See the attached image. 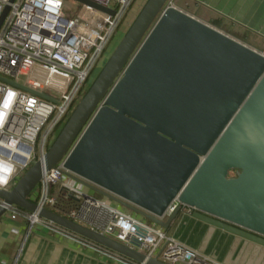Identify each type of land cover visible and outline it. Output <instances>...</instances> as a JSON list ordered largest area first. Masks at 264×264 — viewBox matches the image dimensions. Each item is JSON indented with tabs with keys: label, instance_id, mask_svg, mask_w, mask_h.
Listing matches in <instances>:
<instances>
[{
	"label": "water",
	"instance_id": "95a60500",
	"mask_svg": "<svg viewBox=\"0 0 264 264\" xmlns=\"http://www.w3.org/2000/svg\"><path fill=\"white\" fill-rule=\"evenodd\" d=\"M167 1H146L42 161L0 199L138 264H165L28 199L63 160L66 177L164 229L177 199L264 249V53Z\"/></svg>",
	"mask_w": 264,
	"mask_h": 264
},
{
	"label": "built area",
	"instance_id": "2783aa9c",
	"mask_svg": "<svg viewBox=\"0 0 264 264\" xmlns=\"http://www.w3.org/2000/svg\"><path fill=\"white\" fill-rule=\"evenodd\" d=\"M74 1L77 8L68 12L62 0H0V19L5 12L0 23V163L11 166V171L0 168L2 191L10 192L35 162L42 161L55 128L69 118L93 67L103 64L104 50L133 2ZM175 1L168 0L166 6L176 7ZM65 172L63 160L43 171L35 202L39 208L56 212L57 195L50 196L49 188L58 186V193L75 201L62 216L146 258L158 256L165 264H221L113 201L89 196L85 185ZM0 207L5 209L0 220L42 225L114 262L138 264L2 199ZM178 209L187 216L194 211L174 199L159 220Z\"/></svg>",
	"mask_w": 264,
	"mask_h": 264
},
{
	"label": "crops",
	"instance_id": "0c3cea01",
	"mask_svg": "<svg viewBox=\"0 0 264 264\" xmlns=\"http://www.w3.org/2000/svg\"><path fill=\"white\" fill-rule=\"evenodd\" d=\"M175 6L257 52L264 53V0H176ZM164 231L221 264H264L263 248L213 229L182 213H178ZM0 264L120 263L88 250L42 225L29 227L22 219L1 218Z\"/></svg>",
	"mask_w": 264,
	"mask_h": 264
},
{
	"label": "rangeland",
	"instance_id": "374dc122",
	"mask_svg": "<svg viewBox=\"0 0 264 264\" xmlns=\"http://www.w3.org/2000/svg\"><path fill=\"white\" fill-rule=\"evenodd\" d=\"M146 1L147 0H133L131 6L129 7V9L127 11V14L122 19L121 23L119 24V26L115 30L113 36L109 40V43L104 50V53L102 55L103 65H101V66L96 65L95 67H93V69L91 70V72L89 74V78L87 80V83L82 88V90L80 92V97L78 98L76 104L73 106L72 110L70 111L69 116L73 112V110L76 107V105L78 104V102L85 95V93L87 92V90L89 89V87L91 86V84L93 83L95 78L97 77V75L100 73V71L103 68V66L105 65V63L108 61V59L112 55V53L115 51L116 47L118 46V44L120 43V41L124 37L125 33L127 32V30L129 29V27L131 26V24L133 23L135 18L137 17L139 12L141 11L142 7L145 5ZM62 2H63L64 6L68 12H73L78 6L77 2H75L74 0H62ZM67 120H68V117L65 118L64 121L61 122L59 127L63 126ZM58 133H59V129L57 128L56 130H54L53 136H52L51 140L49 141L48 145L46 146V149H48L49 146L53 143V141L55 140ZM84 187H85L83 189L84 192L86 194H88L89 196H92V197L97 198V199H102V200L107 199V197L103 193L98 192L95 189H91L88 186H84ZM38 190H39V184L30 193V195L28 196V199L31 201H35L37 198V195H38ZM57 193H58V186H52L49 188V195L50 196H55ZM149 223H152V222L149 221Z\"/></svg>",
	"mask_w": 264,
	"mask_h": 264
},
{
	"label": "trees",
	"instance_id": "16d2710c",
	"mask_svg": "<svg viewBox=\"0 0 264 264\" xmlns=\"http://www.w3.org/2000/svg\"><path fill=\"white\" fill-rule=\"evenodd\" d=\"M59 125L55 128V130L58 128L59 129V132H60V130L62 129L61 127H63L64 125L61 126V127H59ZM56 195H57V203H56V206L53 209H55V211L57 213L64 215L65 212H66V210H67V208H70V207H72V206L75 205V201L72 198H70L63 191L60 192V193H58V194H56ZM37 198H36L35 201H33L34 203L37 202Z\"/></svg>",
	"mask_w": 264,
	"mask_h": 264
},
{
	"label": "clouds",
	"instance_id": "9594fccd",
	"mask_svg": "<svg viewBox=\"0 0 264 264\" xmlns=\"http://www.w3.org/2000/svg\"><path fill=\"white\" fill-rule=\"evenodd\" d=\"M4 167H7L9 171H11V166L9 165H5L3 163H0V168H4Z\"/></svg>",
	"mask_w": 264,
	"mask_h": 264
},
{
	"label": "flooded vegetation",
	"instance_id": "af4514ba",
	"mask_svg": "<svg viewBox=\"0 0 264 264\" xmlns=\"http://www.w3.org/2000/svg\"><path fill=\"white\" fill-rule=\"evenodd\" d=\"M103 65V64H102Z\"/></svg>",
	"mask_w": 264,
	"mask_h": 264
}]
</instances>
